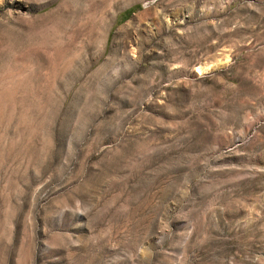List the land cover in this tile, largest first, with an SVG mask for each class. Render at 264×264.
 I'll list each match as a JSON object with an SVG mask.
<instances>
[{
	"label": "rangeland",
	"instance_id": "374dc122",
	"mask_svg": "<svg viewBox=\"0 0 264 264\" xmlns=\"http://www.w3.org/2000/svg\"><path fill=\"white\" fill-rule=\"evenodd\" d=\"M0 264H264V0H0Z\"/></svg>",
	"mask_w": 264,
	"mask_h": 264
},
{
	"label": "bare ground",
	"instance_id": "6f19581e",
	"mask_svg": "<svg viewBox=\"0 0 264 264\" xmlns=\"http://www.w3.org/2000/svg\"><path fill=\"white\" fill-rule=\"evenodd\" d=\"M101 23V22H100ZM105 25V24H104ZM227 59V58H226ZM228 60V59H227ZM228 62V61H227ZM216 65V64H215ZM214 65V66H215ZM218 65H219V63H218ZM214 66H202V67H199V68H197L196 69V71H197V73H202V72H205L206 70H208V69H211L212 67H214ZM220 68V67H219Z\"/></svg>",
	"mask_w": 264,
	"mask_h": 264
},
{
	"label": "trees",
	"instance_id": "16d2710c",
	"mask_svg": "<svg viewBox=\"0 0 264 264\" xmlns=\"http://www.w3.org/2000/svg\"><path fill=\"white\" fill-rule=\"evenodd\" d=\"M136 7H137V6H136ZM133 8H135V7H130V8L127 9V10L129 11V13H130V11H131Z\"/></svg>",
	"mask_w": 264,
	"mask_h": 264
}]
</instances>
